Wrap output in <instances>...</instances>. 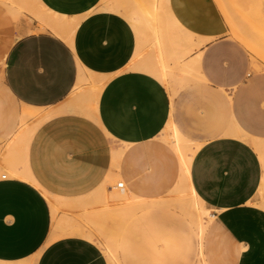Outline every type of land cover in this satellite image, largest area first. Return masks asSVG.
<instances>
[{"label": "crops", "instance_id": "crops-1", "mask_svg": "<svg viewBox=\"0 0 264 264\" xmlns=\"http://www.w3.org/2000/svg\"><path fill=\"white\" fill-rule=\"evenodd\" d=\"M39 1L76 26L0 0V264H264V81L215 0H168L191 39L159 56L108 0ZM106 214L125 222L95 230Z\"/></svg>", "mask_w": 264, "mask_h": 264}, {"label": "bare ground", "instance_id": "bare-ground-1", "mask_svg": "<svg viewBox=\"0 0 264 264\" xmlns=\"http://www.w3.org/2000/svg\"><path fill=\"white\" fill-rule=\"evenodd\" d=\"M215 1L217 2V5H219L218 7L222 11V14L225 17L228 27L236 34V36L239 35L240 28L235 23L234 21L235 19L233 17V11L236 10L238 12V10L240 9L239 3L236 2L237 0L235 1L233 0L232 3L229 1V3L232 4V7L226 0H215ZM29 7H30V11L36 16V18L42 23V25L50 27L54 32L60 34L67 41L71 40V37L74 33L76 26L75 22L69 21L65 17H61L50 12L40 3L39 0H29ZM103 9L115 10L116 9L115 1L113 2L109 0L106 1ZM121 14L124 15L131 22L139 40L149 45L148 51L157 53L158 56L160 55V52L162 50V46H163L162 43L166 39L177 38L181 36L184 37L189 35L187 33L185 35V32L183 33L181 29H179L176 20L170 13L168 0H125L123 11ZM189 36H190L189 38L191 39V35ZM152 71L159 77L163 78V74H164L163 69L160 71L154 66ZM99 88L100 87H97L96 90ZM88 107H86V109ZM70 108L75 109L73 107ZM78 109H80V107ZM51 111L42 114V116L38 118L36 122L30 125H26L25 127L22 128L21 138L19 140L21 149L26 148V145L27 143H29L28 141L30 140L33 132L36 130V127H38V125L41 124L43 120H46V118L51 117L52 115L58 113V111H53V112ZM164 138L168 142H170L173 145V147L178 151L182 161L181 182L183 188L179 195L180 202L185 206L188 205L189 207L192 208L194 212H196V215L193 217V219L194 221H196V223L199 225V228L201 229L203 223L202 215L198 208L199 205L196 202L195 193L188 184L189 176H190V162L194 152V147L189 142L180 138L176 134V132H173L171 135H167ZM251 143L255 144V142L252 141ZM112 179L114 178L112 177ZM126 202H127L126 206L128 210L135 209L136 206L134 204L136 203L134 204L133 202L131 203V199L129 197H127Z\"/></svg>", "mask_w": 264, "mask_h": 264}, {"label": "rangeland", "instance_id": "rangeland-1", "mask_svg": "<svg viewBox=\"0 0 264 264\" xmlns=\"http://www.w3.org/2000/svg\"><path fill=\"white\" fill-rule=\"evenodd\" d=\"M124 1L125 0H116V9L114 11L119 12L120 10L119 13L121 14L124 7ZM226 1H228V3L230 1L232 3L233 0ZM236 2L239 3L240 9L238 12L236 10L233 11V17L235 19V23L240 28V32L239 35L236 36V34L229 28L227 35L232 38L236 36L234 39L239 41V43L249 53L248 58L251 67L254 70L256 69L255 71L262 75V80L264 81V0H237ZM230 5L232 7V4ZM243 5L245 6V9ZM248 73H250V71H248ZM246 78L250 77L246 76ZM157 143L160 144L159 140H157ZM1 147L2 143H0V149ZM172 210L177 212L176 208H172ZM123 222L125 221L117 216L106 214L103 215V220L96 224L97 226H94L93 228L95 230L101 228L107 231H114L117 226Z\"/></svg>", "mask_w": 264, "mask_h": 264}]
</instances>
